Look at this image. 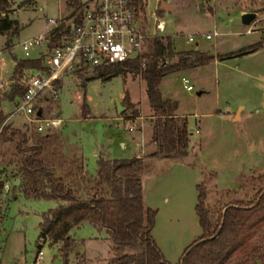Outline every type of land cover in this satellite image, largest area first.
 Returning <instances> with one entry per match:
<instances>
[{
    "label": "rangeland",
    "instance_id": "obj_1",
    "mask_svg": "<svg viewBox=\"0 0 264 264\" xmlns=\"http://www.w3.org/2000/svg\"><path fill=\"white\" fill-rule=\"evenodd\" d=\"M8 1V16L18 21L21 30L11 38L9 32L0 35V49L13 59L9 65L1 66L2 81L10 79L15 62L24 58L20 47L15 48L12 44L49 31L53 27L49 19L65 15L62 18L66 24L74 19L69 0ZM254 1L255 6L251 5L252 0H170L169 5H165L169 15L166 16L164 34L170 38L174 52L165 61L173 63L177 52L191 50L215 57L206 65L168 74L160 82L163 96L176 101L177 115L187 119L192 150L190 162H183L182 166L171 162L161 166L156 164L159 171L154 172L150 184L145 185V190L152 191L154 196H151L159 206L153 236L168 260L172 259L168 252L169 241L176 246L175 254L180 255L184 246L182 237L185 235L192 240L201 231L194 212L196 183L206 186L209 205L218 198H225L229 191L231 194L224 201L244 198L245 193H252L264 184V178L258 181V177L264 174V46L253 53L220 59L225 54L264 42V0ZM244 12L255 13L256 19L251 25L242 24L241 14ZM212 32L217 34L213 36ZM208 34L211 38L206 39ZM191 35L195 36V41L187 42ZM9 39L10 45L7 43ZM40 48H33L31 57L38 55ZM5 53L2 54L4 58ZM94 71L85 70L86 79L89 78L84 81L85 88L81 87L82 79L74 72L60 81L61 90L55 97L52 92H46L35 103V112L40 117L53 118L59 111L62 124L54 130L65 144L68 141L64 138L79 144L91 174L96 172L99 152L112 159L134 157L144 144V139L141 141L138 135L141 124L142 136L146 138L150 136L149 122H153L142 78L128 73L102 81L93 77ZM182 77L193 86L191 91L184 88ZM83 99L88 107L85 114H82L80 104ZM116 102L120 103V112ZM14 106L15 100L0 95V107L5 116ZM14 122L22 129L27 123L20 116H16ZM133 123L136 127L130 131L128 126ZM77 143L73 146L79 147ZM146 151V155L140 156L143 158L140 162L145 166L147 161H153L147 157L152 149L148 146ZM17 158L13 144L0 143V180L6 182L10 190L1 221L4 264H9L11 258L17 260L16 264H34L39 248L44 256L42 264H59L56 251L60 243L54 244L49 239L39 246L41 214L58 203L26 198L21 193L23 175L15 164H9L11 159ZM155 158L157 161L178 159L161 153ZM161 196L159 205L157 198ZM73 232L76 238L85 239L80 252L71 254L73 264H108L115 256L110 239L92 240L98 237L99 231L90 224L84 223ZM246 234L243 244L226 264H264L260 259V255L264 256V222Z\"/></svg>",
    "mask_w": 264,
    "mask_h": 264
},
{
    "label": "trees",
    "instance_id": "obj_2",
    "mask_svg": "<svg viewBox=\"0 0 264 264\" xmlns=\"http://www.w3.org/2000/svg\"><path fill=\"white\" fill-rule=\"evenodd\" d=\"M128 1L136 10L142 8L140 1ZM252 1L251 5L255 6L256 2ZM69 3L77 8L82 5L74 0H69ZM262 5L264 9V1ZM9 13V1L0 0V34L9 32L11 38L21 29L18 21L8 16ZM75 20L76 24L79 23L78 19ZM69 35V27L56 28L49 34L48 47L55 48ZM7 43L11 44L10 39ZM263 46L264 42L260 41L220 59L253 53ZM173 53L168 36L153 37L146 42L141 56L95 67L93 77L108 81L129 73L142 78L152 110L151 142L156 152L174 159H185L192 156L188 124L186 119L176 114V101L163 96L160 82L168 74L206 65L214 57L200 50L179 51L175 62L168 64L165 58L173 56ZM42 62L43 57L16 62L7 98L22 97L24 89L19 85V78L23 69H38ZM75 72L82 79L81 87L85 88L84 81L89 79H86L85 70ZM80 104L82 114H85L88 109L85 99ZM5 118L0 107V143L14 146L18 158L11 159L9 164H15L23 175L21 193L26 198L58 203L55 208L41 214L39 246L49 239L54 244L60 243L56 251L59 264H73L71 254L79 253L82 248V241L74 238L73 230L84 223L104 230L112 241L115 256L108 264H226L243 244L246 233L264 222V184L252 193H245L244 198L224 201L231 194L229 191L225 198H218L209 205L206 186L197 183L194 211L201 234L184 248L177 262H171L161 252L153 236L158 210L148 207L143 201L141 177L145 165L141 159L119 160L100 154L96 172L91 175L86 170L80 148L67 146L54 129L39 133L35 124H26L23 129L15 128L6 125ZM263 178L264 174L258 177V181ZM260 259L264 260V256L260 255Z\"/></svg>",
    "mask_w": 264,
    "mask_h": 264
},
{
    "label": "built area",
    "instance_id": "obj_3",
    "mask_svg": "<svg viewBox=\"0 0 264 264\" xmlns=\"http://www.w3.org/2000/svg\"><path fill=\"white\" fill-rule=\"evenodd\" d=\"M142 8L136 10L128 0H86L80 7H73L71 16L73 22L66 24V20L58 17L49 19L53 27L36 38L23 40L19 43L24 58H31L33 48L46 47L40 68L25 69L20 78L19 85L24 89L20 101L16 104L12 114L26 116L29 125L35 124L39 133L58 128L62 121L59 118L40 117L35 112V103L46 92H52L55 97L58 88L55 84L64 76L74 73L79 69L91 70L95 67L105 66L110 63H121L141 56L145 50L148 39L164 36L166 21L161 11L163 3L170 0H138ZM79 23L76 24V20ZM69 27L68 39H62L55 48H47L50 34L58 27ZM213 36L217 33L212 32ZM211 38L208 34L206 39ZM187 42L195 41V36L187 37ZM0 58L2 55L0 52ZM187 91L193 86L188 85L186 78H181ZM6 83L0 80V91ZM136 124L128 126L133 131ZM9 187L6 182L0 184V234L1 221L5 212V202L9 197ZM45 244V243H44ZM4 243L0 239V264L3 261ZM44 256L40 248L35 254L34 264H42Z\"/></svg>",
    "mask_w": 264,
    "mask_h": 264
},
{
    "label": "crops",
    "instance_id": "obj_4",
    "mask_svg": "<svg viewBox=\"0 0 264 264\" xmlns=\"http://www.w3.org/2000/svg\"><path fill=\"white\" fill-rule=\"evenodd\" d=\"M78 2L80 3V4H83L84 2H85V0L84 1H82V0H78ZM169 3L170 2H167V3H163L162 5H161V11H163V17L165 18V20H166V16H168L169 15V11H168V9H165V5H169ZM164 5V6H163ZM63 16H65V15H62L61 17H63ZM13 19V18H12ZM165 29H166V26H165ZM164 32H165V30H164ZM164 32H163V34H164ZM247 32H248V30H247ZM1 35V34H0ZM166 34H164V36H165ZM12 44V43H11ZM15 48H19V43L18 44H12ZM47 48H49L48 46H47ZM41 50H40V52H38V55H36L35 57H31V58H23V59H40V57L42 58L43 57V60H44V58L46 57V55L47 54H45V52H46V47H43V48H40ZM0 52H1V55L3 54V53H5L4 51H2L1 49H0ZM9 53V52H8ZM5 55H6V58H4V56L2 55V59L0 58V73H1V70H2V65L3 66H6V64H8L9 65V61H12L13 62V59L11 58V56L9 55V54H7V53H5ZM214 57V56H213ZM23 59H19V60H23ZM214 59H215V57H214ZM15 64H16V62H15ZM15 66V65H14ZM14 66H13V68H14ZM195 68H197V67H195ZM25 69H35V68H24L23 70H25ZM192 69H194V68H192ZM191 69V70H192ZM183 71H187V70H183ZM23 75V71H22V74H21V76ZM21 76H20V78H21ZM12 77H13V70H12V75H11V77H10V79L9 80H7V81H4L5 83H6V86L3 88V90L2 91H0V95L1 94H3V95H7V93H8V91L10 90V86H11V84H12ZM65 77H67V75L66 76H64L62 79H64ZM20 78H19V81H20ZM62 79H60V80H58L57 81V83L55 84V87H57L58 89H59V91L61 90V87H59L58 86V84L60 83V81L62 80ZM1 80V79H0ZM20 98L21 97H17V96H15V97H13L12 99H9V98H7V99H9L10 101L11 100H15V105L20 101ZM14 108H15V106H14ZM3 110L4 111H6L7 110V107L6 106H4L3 107ZM14 110V109H13ZM13 110L10 112V113H8V115L6 116V118H5V120H4V123L6 124V125H11L12 127H15V128H18V127H16L15 126V122H14V118L16 117V116H20V117H22L27 123H25V125L26 124H29V122H28V120H27V118H26V116H23V115H21V114H12V112H13ZM177 114V113H176ZM59 116V111H57L55 114H54V117H56V118H59L60 119V117H58ZM180 117V116H179ZM140 118V117H139ZM150 118H152V116L150 117ZM182 118V117H181ZM86 119V118H85ZM120 119V118H119ZM184 119H186V118H184ZM240 119H241V116H240ZM61 120V119H60ZM186 121H187V119H186ZM144 123V122H143ZM62 124V123H61ZM187 124H188V122H187ZM24 125V126H25ZM23 126V127H24ZM61 126V125H60ZM60 126H58V127H60ZM149 127H150V136L149 137H144V136H142L143 135V133H144V130H143V127H142V124H141V129H139L138 130V135H139V137H140V139H141V141H143V139H144V144H143V146H141L140 147V150L137 152V154L138 153H140V155H138V156H134V157H136V158H139V159H143V158H141L140 156L141 155H146L147 154V147L149 146V148H151L152 149V151H151V153L150 154H148L147 155V157L148 158H150V159H153V161H147L146 162V166H145V170H144V173H143V175H142V177H141V183H142V186H143V201H144V203L148 206V207H150V208H152V209H157L158 210V212H157V215L159 214V206H158V204H156L155 202H154V197H152L151 195H153L151 192L152 191H146L145 189H146V186L145 185H149L150 184V181H151V178H153V177H151L153 174H155L154 172H157V171H159V169L157 170L156 168H155V166H156V164H159V166H161V165H164V164H166V163H168V162H171V163H175L176 165L178 164V165H180V166H182V164H183V162L185 163V162H190V156L188 157V158H185V159H177V160H160V161H157V158H155V157H157V152H156V147H155V145L151 142V140H152V122H149ZM189 127V126H188ZM21 129V128H20ZM56 129H58V128H56ZM189 129L191 130V128L189 127ZM61 137L62 138H64L62 135H61ZM65 140H67L68 141V143H66V144H70V145H74V144H76L77 142H73V141H69L68 139H66V138H64ZM151 142V143H150ZM148 144V145H147ZM77 145L79 146V144L77 143ZM79 148H80V146H79ZM81 150V149H80ZM81 153H82V151H81ZM142 153V154H141ZM100 154H102V153H98V155L96 156V161H97V158H98V156L100 155ZM196 154H197V151L195 150V155L194 156H196ZM104 155V154H103ZM149 155H151V156H149ZM84 156V155H83ZM145 157V156H144ZM192 158H194V157H192ZM112 159V158H111ZM164 159V158H163ZM84 160H85V158H84ZM85 167H86V170H87V164H86V160H85ZM152 168V169H151ZM95 169H96V167H95ZM88 171V170H87ZM90 173V172H89ZM91 174V173H90ZM95 174V173H94ZM91 175H93V174H91ZM197 184V183H196ZM195 184V185H196ZM197 191V190H196ZM154 196V195H153ZM196 196H197V194H196ZM157 199H159V201H158V203H159V205L161 204V200H162V196L161 197H158ZM147 201V202H146ZM196 202V201H195ZM196 204V203H195ZM195 208V207H194ZM195 212V211H194ZM157 217V216H156ZM196 218H197V216H196ZM156 220V223H155V226H154V229H155V227H156V225H157V219H155ZM197 221H198V218H197ZM198 223H199V221H198ZM200 226V225H199ZM81 227V226H80ZM79 227V228H80ZM201 228V227H200ZM154 229H153V231H154ZM99 231V235H98V237L96 236L94 239H92V240H94V241H100V240H109V238H108V236L106 235V233H105V231L104 230H98ZM73 234H74V238H76V234H75V232H73ZM200 234H201V231H200V233H196V237L194 236L193 237V239L192 240H189V238H187L185 235L182 237V239H181V244L182 245H184L183 246V249L180 251V255H176L175 254V250H176V246H175V244L172 242V241H169L167 244H168V252L170 253V256H171V260H169V261H171V262H177L179 259H180V257H181V255H182V251L184 250V248L187 246V245H189L190 243H192L193 241H195L196 240V238L197 237H199L200 236ZM76 240L78 241V240H81V241H83V240H85V239H83V238H76ZM83 252H85V250H83ZM173 254H174V256H173ZM166 257V256H165ZM167 259V258H166Z\"/></svg>",
    "mask_w": 264,
    "mask_h": 264
},
{
    "label": "water",
    "instance_id": "obj_5",
    "mask_svg": "<svg viewBox=\"0 0 264 264\" xmlns=\"http://www.w3.org/2000/svg\"><path fill=\"white\" fill-rule=\"evenodd\" d=\"M256 19V15L255 13H249V12H244L241 14V22L244 25H251ZM117 103V111L120 112L121 111V106L120 103Z\"/></svg>",
    "mask_w": 264,
    "mask_h": 264
},
{
    "label": "flooded vegetation",
    "instance_id": "obj_6",
    "mask_svg": "<svg viewBox=\"0 0 264 264\" xmlns=\"http://www.w3.org/2000/svg\"><path fill=\"white\" fill-rule=\"evenodd\" d=\"M17 260L14 258H11V260H9V264H16Z\"/></svg>",
    "mask_w": 264,
    "mask_h": 264
}]
</instances>
